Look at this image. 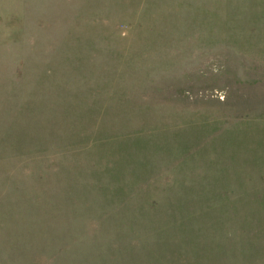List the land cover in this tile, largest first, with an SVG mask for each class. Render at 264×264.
Instances as JSON below:
<instances>
[{"label": "rangeland", "instance_id": "1", "mask_svg": "<svg viewBox=\"0 0 264 264\" xmlns=\"http://www.w3.org/2000/svg\"><path fill=\"white\" fill-rule=\"evenodd\" d=\"M0 264H264V0H0Z\"/></svg>", "mask_w": 264, "mask_h": 264}]
</instances>
